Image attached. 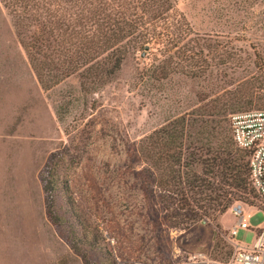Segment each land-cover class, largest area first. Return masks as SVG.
Returning <instances> with one entry per match:
<instances>
[{
	"label": "rangeland",
	"instance_id": "obj_1",
	"mask_svg": "<svg viewBox=\"0 0 264 264\" xmlns=\"http://www.w3.org/2000/svg\"><path fill=\"white\" fill-rule=\"evenodd\" d=\"M176 7L210 46L200 77L141 80L152 58L149 49L144 56L137 50L112 80L83 92L75 74L42 87L0 1V264H204L231 255L232 205L214 222L168 227L156 190L144 189L146 164L136 147L168 118L216 97L243 100L228 120L232 112L264 108V75L254 62L255 51L264 62V0H176ZM53 152L57 225L48 219L41 181ZM261 200L245 205L251 227L238 228L234 242L251 244L264 224ZM217 229L223 246H215Z\"/></svg>",
	"mask_w": 264,
	"mask_h": 264
},
{
	"label": "trees",
	"instance_id": "obj_2",
	"mask_svg": "<svg viewBox=\"0 0 264 264\" xmlns=\"http://www.w3.org/2000/svg\"><path fill=\"white\" fill-rule=\"evenodd\" d=\"M0 1L43 88L75 74L83 92H95L113 79L128 54L143 51L146 44L152 60L139 72L141 80L159 81L174 73L200 77L207 68L203 55L210 46L177 9L176 0ZM254 55L264 75L263 60L256 51ZM227 56V61L234 58ZM258 100L264 102L262 97ZM235 101L243 102L241 97L229 102L213 98L202 108L168 118L138 142L136 150L146 164L142 172L148 178L144 189L156 190L168 227L186 229L203 219L214 222L233 203L254 205L262 198L251 182L250 151L238 146L232 136L227 114L237 107ZM56 155L51 154L41 172L46 213L55 225L60 216L49 178ZM62 194L76 216L64 186ZM220 232L217 229L215 235L217 247L220 242L224 245ZM81 239L86 241V232ZM225 244L230 255L232 246Z\"/></svg>",
	"mask_w": 264,
	"mask_h": 264
},
{
	"label": "built area",
	"instance_id": "obj_3",
	"mask_svg": "<svg viewBox=\"0 0 264 264\" xmlns=\"http://www.w3.org/2000/svg\"><path fill=\"white\" fill-rule=\"evenodd\" d=\"M232 136L235 143L250 151L249 169L252 185L264 198V108L251 109L231 114ZM242 201L231 206L236 220L228 229V239L235 245L233 252L226 260H208L204 264H264V224L255 227V237L251 244L234 242L232 237L238 228H250L251 216Z\"/></svg>",
	"mask_w": 264,
	"mask_h": 264
},
{
	"label": "water",
	"instance_id": "obj_4",
	"mask_svg": "<svg viewBox=\"0 0 264 264\" xmlns=\"http://www.w3.org/2000/svg\"><path fill=\"white\" fill-rule=\"evenodd\" d=\"M147 49H149V44H146V45H145L144 50L141 52V55H142V56L145 55V52H146Z\"/></svg>",
	"mask_w": 264,
	"mask_h": 264
},
{
	"label": "crops",
	"instance_id": "obj_5",
	"mask_svg": "<svg viewBox=\"0 0 264 264\" xmlns=\"http://www.w3.org/2000/svg\"><path fill=\"white\" fill-rule=\"evenodd\" d=\"M228 209H230V208H228ZM221 226V225H220ZM222 227V226H221ZM228 229V228H227Z\"/></svg>",
	"mask_w": 264,
	"mask_h": 264
}]
</instances>
